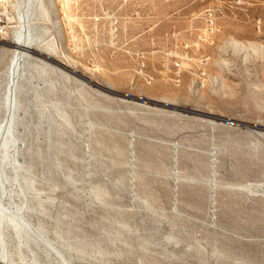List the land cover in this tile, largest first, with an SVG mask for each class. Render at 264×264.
Segmentation results:
<instances>
[{
    "label": "rangeland",
    "instance_id": "374dc122",
    "mask_svg": "<svg viewBox=\"0 0 264 264\" xmlns=\"http://www.w3.org/2000/svg\"><path fill=\"white\" fill-rule=\"evenodd\" d=\"M219 1L221 31L201 42L200 14ZM63 2L42 0V36L54 40L57 58L81 61L67 66L76 72L68 81L48 72L43 88L30 89V98L54 101L55 125L68 126L58 148L73 136L68 167L57 173L68 179L48 170L32 179L45 233L78 264H264V0ZM14 13L0 1V24H15ZM11 39L0 41V109ZM139 51L151 79L135 75L144 71ZM35 142L36 150L47 136ZM8 244L15 259L32 260L14 238Z\"/></svg>",
    "mask_w": 264,
    "mask_h": 264
},
{
    "label": "bare ground",
    "instance_id": "6f19581e",
    "mask_svg": "<svg viewBox=\"0 0 264 264\" xmlns=\"http://www.w3.org/2000/svg\"><path fill=\"white\" fill-rule=\"evenodd\" d=\"M0 1L7 3L9 0ZM10 1L16 15L9 16L8 19H15V24L10 26L0 24V41L5 40L8 35L12 38L10 46L6 47L12 55L2 99L5 105L0 109V264H78L72 259L70 249L65 247L60 239L55 240L45 233L36 215L38 210L35 208L36 198L29 195L32 192V179L40 177L45 170L54 172V177L60 181L68 179V175L57 173L65 172L68 167L67 154L73 143L70 139L73 136L70 134L68 139H64L68 146L58 148L59 135L69 134L68 126L55 125L54 120L57 116L53 107L54 101L30 98V89L43 88L44 83L51 80L48 72L56 73L63 82L68 81L71 75L67 71L76 72L67 66L73 67L72 61L75 63L77 60L66 52L62 54L71 60L64 61L57 58L54 40L42 36L44 25L38 17L40 9H43L42 0ZM63 3L69 5L68 0ZM206 14L207 7L200 16L204 17ZM51 58H57L53 60L61 66ZM179 80L180 78H177V81ZM193 80V86L197 88L204 86L205 68L199 69L197 77ZM23 89L27 90L23 91ZM41 94L45 95L43 92ZM40 133L47 136V143L38 144V149L35 150V140ZM261 189H264V186ZM9 237L16 240L18 251L23 248L30 251L32 260L29 258L27 260L23 254L19 255V260L15 259L9 253L8 247L12 248L8 244ZM40 250L45 252L49 262L37 255V251ZM119 263L146 264L142 259ZM86 264H112V262L105 259L100 262H86Z\"/></svg>",
    "mask_w": 264,
    "mask_h": 264
},
{
    "label": "built area",
    "instance_id": "2783aa9c",
    "mask_svg": "<svg viewBox=\"0 0 264 264\" xmlns=\"http://www.w3.org/2000/svg\"><path fill=\"white\" fill-rule=\"evenodd\" d=\"M231 3L239 6L245 5L247 0H231ZM207 14L204 17H201L204 21V27L201 29V32L198 34V39L201 42H211L212 39L216 36L218 31H221V18L224 16L226 5L223 1L216 2L215 4L206 6ZM105 13H108L106 10ZM110 22L113 28V31L116 32L118 28V19L114 16V14H109ZM145 52L139 51L136 52L137 56V64H144V71L135 72V75H142L144 80L151 79L150 74H146V58ZM173 66V77L177 81V78H181L182 69H181V60L180 58H176L174 60H170ZM208 65V57L204 56L201 58V62L199 65V69L202 70Z\"/></svg>",
    "mask_w": 264,
    "mask_h": 264
},
{
    "label": "water",
    "instance_id": "95a60500",
    "mask_svg": "<svg viewBox=\"0 0 264 264\" xmlns=\"http://www.w3.org/2000/svg\"><path fill=\"white\" fill-rule=\"evenodd\" d=\"M114 93L122 94V93H119V92H114ZM122 95H125V94H122ZM126 96L137 97V96H133V95H126ZM139 98H140V97H139ZM140 99H142V98H140Z\"/></svg>",
    "mask_w": 264,
    "mask_h": 264
}]
</instances>
